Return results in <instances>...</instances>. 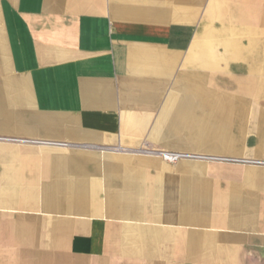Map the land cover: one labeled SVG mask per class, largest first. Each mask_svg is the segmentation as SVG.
<instances>
[{
	"label": "crops",
	"instance_id": "obj_1",
	"mask_svg": "<svg viewBox=\"0 0 264 264\" xmlns=\"http://www.w3.org/2000/svg\"><path fill=\"white\" fill-rule=\"evenodd\" d=\"M264 0H0V264H264Z\"/></svg>",
	"mask_w": 264,
	"mask_h": 264
},
{
	"label": "built area",
	"instance_id": "obj_2",
	"mask_svg": "<svg viewBox=\"0 0 264 264\" xmlns=\"http://www.w3.org/2000/svg\"><path fill=\"white\" fill-rule=\"evenodd\" d=\"M149 153L156 154L161 158H163L164 160L171 163H175L181 159H212V160L227 161V162L264 164V160H252V159L233 158L226 156H206V155L193 154L185 151L161 150V151H152Z\"/></svg>",
	"mask_w": 264,
	"mask_h": 264
}]
</instances>
